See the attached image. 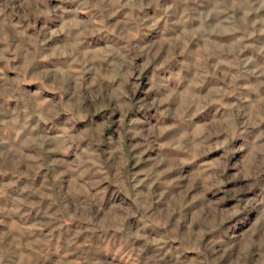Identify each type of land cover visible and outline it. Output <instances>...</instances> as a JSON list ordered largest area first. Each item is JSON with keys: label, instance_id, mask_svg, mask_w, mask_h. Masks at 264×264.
Segmentation results:
<instances>
[{"label": "rangeland", "instance_id": "374dc122", "mask_svg": "<svg viewBox=\"0 0 264 264\" xmlns=\"http://www.w3.org/2000/svg\"><path fill=\"white\" fill-rule=\"evenodd\" d=\"M0 264H264V0H0Z\"/></svg>", "mask_w": 264, "mask_h": 264}]
</instances>
